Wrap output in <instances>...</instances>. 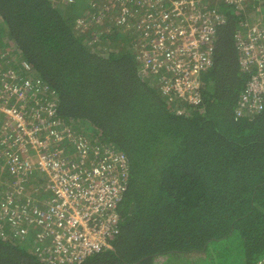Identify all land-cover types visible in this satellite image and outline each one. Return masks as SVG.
Returning a JSON list of instances; mask_svg holds the SVG:
<instances>
[{
    "label": "trees",
    "instance_id": "16d2710c",
    "mask_svg": "<svg viewBox=\"0 0 264 264\" xmlns=\"http://www.w3.org/2000/svg\"><path fill=\"white\" fill-rule=\"evenodd\" d=\"M102 1L109 0H0V87L4 76L38 78L48 90L37 95L53 104L60 131L77 130L128 160L110 247L81 264H153L170 253L192 264H208L214 254L229 264L231 250L239 251L234 258L242 264H259L264 108L238 118L234 112L249 78L240 67L237 36L246 24L264 28V0H245L242 8L207 0L202 9L222 22L214 24L213 65L200 75L196 104L163 93L165 68L142 73L139 50L149 46L129 27L140 4L126 0L122 23L115 18L120 6L102 12ZM15 177L0 160V215L4 202L12 209L25 198L35 203L48 196L34 172L26 197L8 204L5 193ZM26 223L17 228L26 235L16 236L11 218H0V264H46L34 253L35 231Z\"/></svg>",
    "mask_w": 264,
    "mask_h": 264
},
{
    "label": "built area",
    "instance_id": "2783aa9c",
    "mask_svg": "<svg viewBox=\"0 0 264 264\" xmlns=\"http://www.w3.org/2000/svg\"><path fill=\"white\" fill-rule=\"evenodd\" d=\"M226 1L238 7L245 2ZM127 2H108L120 6L116 19L122 23ZM133 2L142 8L131 15L138 23L141 45L149 46L139 50L142 73L160 74L165 68L168 74L160 76L163 93L198 103L200 75L213 65L214 24L222 19L202 9L207 0ZM237 44L240 67L249 78L237 101L236 118L264 108V28L260 22L246 24ZM10 77L12 81L1 78L0 160L16 177L5 198L10 204L26 197L24 184L34 172L42 176L37 177V186L48 196L36 198L35 203L25 198L12 209L4 202L0 218L9 216L16 229L31 224L34 253L46 264H81L110 247L118 225L116 206L126 188L127 157L108 145L91 143L77 130L60 131L61 122L52 118L53 104L37 95L47 92L46 85L38 78ZM16 229V236H24L26 229Z\"/></svg>",
    "mask_w": 264,
    "mask_h": 264
},
{
    "label": "rangeland",
    "instance_id": "374dc122",
    "mask_svg": "<svg viewBox=\"0 0 264 264\" xmlns=\"http://www.w3.org/2000/svg\"><path fill=\"white\" fill-rule=\"evenodd\" d=\"M64 1H69V0H64ZM146 1H149V0H146ZM108 2L109 1H102V2H99V4H97L98 6L100 5L101 6V9H99L100 11L102 10V12H103V10H107V9H109V8H113L114 6H111V5H109L108 4ZM111 4V3H110ZM141 7V6H140ZM112 11V10H111ZM250 12V11H249ZM246 15L248 16V9L246 10ZM104 13H102V15H103ZM249 15H250V17H254V15H255V12L254 11H251L250 13H249ZM262 17H263V15H262ZM115 18H117V14H115ZM261 18V17H260ZM255 19V18H254ZM258 20V18H256V21ZM129 27H134V29L135 30H138V32H139V26H138V23H136V22H131L130 24H129ZM140 36V35H139ZM139 39H141V37H139ZM49 99V98H48ZM26 186V183L24 184V187ZM229 241H225L224 242V245H227V243H228ZM224 245H222V243H220L219 245H216V247H218L217 249H215V252H220V248L222 247V246H224ZM238 252L239 251H237V252H235L234 250H231V253L230 254H228L227 256H226V259L229 261V264H242V262H240L241 260H239V259H236V258H234L236 255H238ZM223 256V254H221L220 255V258ZM209 261H208V264H223L221 261H219L215 256H214V254L213 255H211V256H209V259H208ZM225 263V262H224ZM175 264H192V262H189V261H187L186 260V258L185 259H183V260H178ZM200 264H203L202 262L200 263Z\"/></svg>",
    "mask_w": 264,
    "mask_h": 264
},
{
    "label": "crops",
    "instance_id": "0c3cea01",
    "mask_svg": "<svg viewBox=\"0 0 264 264\" xmlns=\"http://www.w3.org/2000/svg\"><path fill=\"white\" fill-rule=\"evenodd\" d=\"M177 255L178 253H170L168 255L160 256L159 258L154 259L153 264H175L178 260H181Z\"/></svg>",
    "mask_w": 264,
    "mask_h": 264
}]
</instances>
